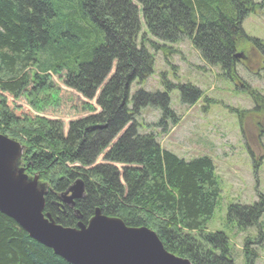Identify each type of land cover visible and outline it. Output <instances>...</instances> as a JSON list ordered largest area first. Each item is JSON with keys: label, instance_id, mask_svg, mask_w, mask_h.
Instances as JSON below:
<instances>
[{"label": "trees", "instance_id": "16d2710c", "mask_svg": "<svg viewBox=\"0 0 264 264\" xmlns=\"http://www.w3.org/2000/svg\"><path fill=\"white\" fill-rule=\"evenodd\" d=\"M254 8L251 0H0V132L25 141L28 175L48 181L44 212L74 227L99 208L127 226L152 229L167 251L191 264H234L221 232L200 239L190 233L203 231L219 195L211 159H183L151 133H139L134 116L142 106L161 108L160 125L166 117L173 122L174 113L168 95L157 92H136L129 108L128 92L151 70L137 41L142 27L166 42L188 38L206 63L229 73L242 21ZM253 41L264 78V44ZM54 77L74 90L69 106L79 117L66 132L43 117H27L17 103L32 110L55 105ZM180 88L182 102L194 100L187 92L195 88ZM78 177L84 197L73 207L56 205ZM263 208L261 198L229 206L227 214L244 227ZM246 257L245 264H254L252 253ZM0 264L69 263L0 213Z\"/></svg>", "mask_w": 264, "mask_h": 264}, {"label": "rangeland", "instance_id": "374dc122", "mask_svg": "<svg viewBox=\"0 0 264 264\" xmlns=\"http://www.w3.org/2000/svg\"><path fill=\"white\" fill-rule=\"evenodd\" d=\"M251 1L255 8L242 21L243 37L235 51L244 58L236 59L229 73L206 63L188 38L162 41L141 26L137 41L152 65L143 79L131 83L128 92L129 108L133 107L131 97L136 92H157L168 95L169 108L174 113L173 122L166 117L164 125H160L161 108L142 106L134 116L139 133H151L162 149L183 159L201 155L211 159L219 195L203 231L190 233L200 239L221 232L234 264H245V256L251 257V253L254 264H264V208L254 223L244 227L227 214L229 206L252 205L261 198L264 201V78L262 54L253 41L264 44V0ZM54 81L55 105L32 110L25 101L17 103L24 107L27 117H43L66 132L69 121L79 117L69 106L74 90L55 77ZM185 85L196 90L187 92L188 98L194 97L191 102L181 101L180 87ZM13 139L20 143L23 155L25 141ZM22 155L20 165L24 163ZM100 160L101 157L97 159ZM37 177L48 190V181Z\"/></svg>", "mask_w": 264, "mask_h": 264}, {"label": "water", "instance_id": "95a60500", "mask_svg": "<svg viewBox=\"0 0 264 264\" xmlns=\"http://www.w3.org/2000/svg\"><path fill=\"white\" fill-rule=\"evenodd\" d=\"M236 58L243 57L236 53ZM19 142L0 134V213L13 219L29 237L51 249L69 264H191L167 251L157 234L146 226H127L119 217L95 208L86 223L62 226L44 213L45 194L37 177L29 178L18 167ZM83 180L77 179L59 196L74 204L83 196Z\"/></svg>", "mask_w": 264, "mask_h": 264}]
</instances>
